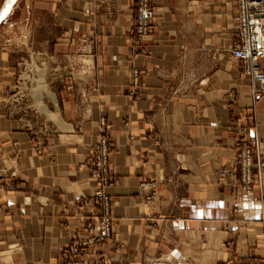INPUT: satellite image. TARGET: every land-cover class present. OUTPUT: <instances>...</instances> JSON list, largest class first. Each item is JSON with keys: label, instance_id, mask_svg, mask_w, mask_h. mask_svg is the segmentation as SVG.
<instances>
[{"label": "crops", "instance_id": "0c3cea01", "mask_svg": "<svg viewBox=\"0 0 264 264\" xmlns=\"http://www.w3.org/2000/svg\"><path fill=\"white\" fill-rule=\"evenodd\" d=\"M151 7L140 45L132 39L135 0H16L0 20V31L50 65L54 98L43 100L62 122L17 96L18 105L10 102L20 90L18 55L0 51V148L9 170L0 177V264H60L81 234L78 203L98 188L83 164L102 135L113 235L87 264L264 259V175L260 191L244 194L233 191L237 175L219 174L235 161L240 139L262 140L264 155V93H254L230 54L236 0Z\"/></svg>", "mask_w": 264, "mask_h": 264}, {"label": "built area", "instance_id": "2783aa9c", "mask_svg": "<svg viewBox=\"0 0 264 264\" xmlns=\"http://www.w3.org/2000/svg\"><path fill=\"white\" fill-rule=\"evenodd\" d=\"M236 9V32L230 54L242 64L244 74L257 85L258 90L254 93H264V71L260 66V60L264 58V0H236ZM153 17L151 0H135L132 39L136 45H140L150 34ZM138 79V73L134 72L136 86ZM100 128L102 131L105 129L104 121L101 122ZM42 132L46 135L51 134L47 127H42ZM262 144V140L251 143L240 139L236 144L238 154L235 161L231 166L220 170L221 177L238 176L239 185L234 188L235 193L250 194L262 188L264 175V155L260 151ZM109 153L110 144L102 135L100 142L93 148L91 159L83 164L89 171L91 179L98 184V188L92 198L79 201L78 214L83 219L81 234L76 235L60 253V264H87L90 252L112 238V202L104 191L105 188L114 185L111 180ZM4 160V152L0 148V177L9 173ZM10 176H14V173L10 172ZM260 201L261 222L264 225V193ZM217 264H264V259L257 262Z\"/></svg>", "mask_w": 264, "mask_h": 264}, {"label": "rangeland", "instance_id": "374dc122", "mask_svg": "<svg viewBox=\"0 0 264 264\" xmlns=\"http://www.w3.org/2000/svg\"><path fill=\"white\" fill-rule=\"evenodd\" d=\"M14 3L9 5V0H6L1 13H3L4 9L7 8L8 14L12 10ZM6 15H4V17ZM9 35L10 33L0 31V51H8L13 55H18V61L16 64L18 68L16 86L20 88V90H17V92L12 94L13 96L11 95L13 99H10V102L11 100L12 102L14 100V106L18 105L15 101L17 96L23 106L27 107L28 109L30 108L31 110H37L40 113H45L38 106V101H41L42 104L45 105L43 99H48V97L54 98L53 93L50 92L49 79L51 78L48 76L50 65L46 61H40L39 59H36L33 49L30 45L23 44L22 40L9 38ZM2 37H8L9 39H2ZM45 110H47L46 105ZM53 114L54 117L51 119H57L61 121L57 114Z\"/></svg>", "mask_w": 264, "mask_h": 264}, {"label": "bare ground", "instance_id": "6f19581e", "mask_svg": "<svg viewBox=\"0 0 264 264\" xmlns=\"http://www.w3.org/2000/svg\"><path fill=\"white\" fill-rule=\"evenodd\" d=\"M38 106L40 107V109H41L42 111L45 112V114L47 115V117H48L50 120H53L55 123H57V124H59V125H62V122H61V121H59V120H57V119H51L52 117H54V114L51 113V112H49V111H47V110H45V105L42 104L41 101H38Z\"/></svg>", "mask_w": 264, "mask_h": 264}, {"label": "snow or ice", "instance_id": "6c2138e0", "mask_svg": "<svg viewBox=\"0 0 264 264\" xmlns=\"http://www.w3.org/2000/svg\"><path fill=\"white\" fill-rule=\"evenodd\" d=\"M14 2H15V0H9V5H11ZM7 11H8V9L6 8V9H4L3 13H0V19H3L4 15L7 14Z\"/></svg>", "mask_w": 264, "mask_h": 264}]
</instances>
